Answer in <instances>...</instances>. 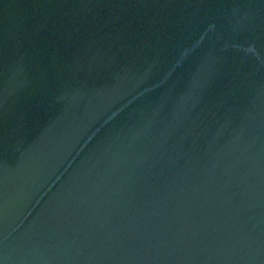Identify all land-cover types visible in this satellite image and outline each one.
<instances>
[{
    "label": "water",
    "instance_id": "obj_1",
    "mask_svg": "<svg viewBox=\"0 0 264 264\" xmlns=\"http://www.w3.org/2000/svg\"><path fill=\"white\" fill-rule=\"evenodd\" d=\"M0 264H264V0H0Z\"/></svg>",
    "mask_w": 264,
    "mask_h": 264
}]
</instances>
